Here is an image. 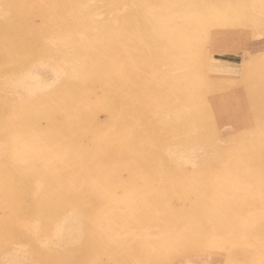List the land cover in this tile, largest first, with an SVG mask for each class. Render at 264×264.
Listing matches in <instances>:
<instances>
[{
  "label": "bare ground",
  "instance_id": "bare-ground-1",
  "mask_svg": "<svg viewBox=\"0 0 264 264\" xmlns=\"http://www.w3.org/2000/svg\"><path fill=\"white\" fill-rule=\"evenodd\" d=\"M112 1L117 3L114 0ZM139 1L145 6L151 20L148 22L146 16L142 14L145 16L143 17L146 20L144 21L147 22L146 24L152 28L151 40L144 43L143 39L140 38L141 36L138 37L131 33L133 30L130 31V26L124 25L125 22L122 25H117V21L110 20L98 23L100 34L97 36L96 45L89 57V72L76 75L71 82L63 81L59 83L55 91L46 96L47 101L55 111L54 120L50 125L52 128L43 132L47 135L45 140L47 146L51 148V164L47 166V169H49L47 178H49L48 183L50 184L48 194L52 197V215L49 219L44 218L36 223L22 225L24 229L31 230L30 235L28 234L29 238H25L26 243L28 241L30 244L23 246L27 245L23 243V238L16 237L14 234L16 232L10 230L11 224L6 219L1 218L3 214H0V264H30L28 249L34 252L35 256L37 255L39 264H83L80 260L82 261L84 257L79 258L78 252L82 253L85 243H87V246H91L84 236L85 233L90 231L85 232L86 225L88 224L87 227L93 226L90 223L92 215L90 217L84 210L91 207V197L95 192L94 187L109 179L114 185L115 192L119 193L115 203L126 211H124L125 213L114 212L110 221L104 223L101 220L96 221L102 223L100 225L101 230L111 228L116 237L119 234L124 237L122 238L121 245L123 248L121 250L119 249L121 246H119L118 238L115 241L114 238L108 240V242H112L109 245L113 244L112 251L108 253L109 258L112 256L111 259L116 260L119 255L118 264L122 260L121 254L124 255L126 264H181L184 255L191 257L185 264H212V253L228 252L224 250L228 240L230 241L228 250L239 245H247L251 250L241 251V258L230 260L228 261L229 264H264V243L262 238L259 237V233L264 228V218L257 216L258 213L256 218H254V213L252 219L250 214H246V216L242 214L239 217L232 213L230 215L228 210H237L238 208L230 207L232 201L217 197L214 200L216 204L213 205L218 204L216 210L220 209V212L214 210L219 214L217 213L212 217L213 212L209 211L210 208L203 209V206L197 205L202 201L193 202L190 200L191 202H185L181 196H174L176 202H172L169 199L172 196L168 195L169 191L176 194V187L187 184L186 182L189 181L192 175H197L202 170L209 174L215 172L216 176L217 173L229 176V173H232L233 170L231 168L232 164L228 165L230 164L228 161L230 158H235V156L239 158L240 162L248 156H251V159L255 158L260 163L259 170L264 171V114L261 106V99H264V82L262 92L260 91L261 95L258 96L256 93L259 94L260 92L254 91L253 88L248 90L252 96L251 108L256 126L249 131L245 130L239 133L233 141L228 138V141L233 142L229 148V153L225 137L222 138L224 143L221 140L218 125V120L222 119L223 95L219 99L214 98L215 95L213 97L209 95V98L207 96L208 91L205 88V86H208V70L219 60L212 56H201V60L207 69H204L201 64L198 67L195 81L199 82L198 85H171V87L166 88H159L157 85L158 61L161 57L160 47L162 46V40L157 30L162 31L164 29L169 32L170 19L180 16V14L183 15L181 12H184V9L189 6L185 4L178 5L177 1L174 0ZM260 2H262L263 9L254 16L258 21V25L264 28V0ZM6 3L8 19L5 22L0 20V82H11L13 74L22 70L25 64L28 63L29 59L27 58L30 57L29 44L39 32L48 10L55 5L56 0H6ZM231 5L233 4L231 3ZM113 6L111 5V8ZM202 8L205 9L206 7ZM217 12L219 11L217 10ZM230 14L232 17V12ZM108 15L110 16L111 13H108ZM117 16L114 18L117 19ZM125 16L127 15H124V18ZM222 17L224 16L222 15ZM109 19L111 18L109 17ZM220 22H224V20ZM193 25L196 26L197 24L194 23ZM142 26L146 25L143 24ZM80 28L81 24L79 23L76 25V29L79 30ZM244 32L246 33V31ZM253 32L255 34V31ZM248 38L244 39L247 40ZM259 61L261 62V60H258V63H260ZM102 83H104V86H102ZM203 83L204 86L202 87ZM258 83L256 84L258 85ZM97 85L101 86L100 93L95 96V100H92L89 94V96L86 95V92ZM149 93L156 98L158 96V100L153 99L155 104L158 101L164 103L166 99L185 101L184 103L190 108L191 114L195 113V118L191 116V120L176 128L166 124L165 128L170 132V135L163 133V121L157 120L152 109L139 100L141 95H149ZM190 98L194 99L196 106L191 103ZM208 98L212 101L211 107ZM58 115L62 116L57 118ZM101 115L106 119V124L102 123V120L100 121ZM195 119L200 124L205 122L203 126L206 128L198 134V139L211 144L215 149V157L203 165L194 164L188 155L184 154L183 156L163 140V136L164 138L168 136L170 138L174 132L189 131L190 124H196ZM103 146H106L107 149H103ZM242 167H244L242 164L236 166L233 172L241 171ZM261 173L264 174V172ZM123 174L126 175L125 181L121 178ZM1 179L2 176H0V211L13 214V211L19 210V207H15L19 204L14 205V203L22 202L23 199L15 198L10 192L11 188L4 185ZM218 186V193H223L222 184L220 183ZM196 191H192L194 196L198 193ZM261 194L263 196L260 198V202H263L262 206L264 207V192ZM166 195L170 197H165ZM247 195L249 194L247 193ZM103 196L99 194L97 198L100 208L107 206ZM25 197L23 196V198ZM29 197L30 200L31 196L29 195ZM244 197H246V194ZM187 198L191 197L187 196ZM22 203L24 204V201ZM186 204L191 206L190 209H187L189 211L187 213L183 212L184 206L181 207V205ZM202 204L205 203L202 202ZM23 207L25 208L26 205ZM29 209L31 208L29 207ZM200 212L203 213L201 219L198 217ZM239 218H245L244 223L241 225L237 223ZM182 219H187L191 223L190 225L194 223L195 227L183 226L181 224ZM236 225L240 227L244 225L243 232L252 238H235L237 237L234 228ZM89 228L92 230V227ZM115 229L118 231H115ZM8 231L12 233L9 234ZM258 234L259 238L257 237ZM14 243L21 244L9 247ZM91 243L93 244V242ZM97 243V249H102L105 245L104 236L98 238ZM94 244L96 245V243ZM30 245H33L32 249H30ZM6 249L8 250L7 254L5 253ZM164 250L167 254H163ZM44 254H50L52 258L46 262ZM85 257L87 256L85 255ZM32 258H34V255H32Z\"/></svg>",
  "mask_w": 264,
  "mask_h": 264
},
{
  "label": "rangeland",
  "instance_id": "rangeland-1",
  "mask_svg": "<svg viewBox=\"0 0 264 264\" xmlns=\"http://www.w3.org/2000/svg\"><path fill=\"white\" fill-rule=\"evenodd\" d=\"M94 1L92 0L91 3V0H56L55 5L48 10L46 17L39 28V32L29 44L28 51L30 53V57L27 58L29 59L28 63L25 64L22 70L17 71L13 74V79L10 80L11 82H0V176H2L1 181L4 185H8V188H11L10 192L15 196V198H22L24 201V204L22 203L23 201L14 203V205L19 204L15 206L16 208L19 207V210L17 209L13 211V214L4 211L3 213L2 211H0V214H3L1 218L6 219L11 224L10 230L12 232H16L14 233L16 237L23 238V243L27 244L23 246H28L30 244L28 241L26 243L25 238H29L28 234L30 235L31 230L24 229L22 225H24L25 223H36L44 218L49 219V217L52 215V197L48 194V186L50 184L48 183L49 178H47V172L49 170L47 169V166L51 164V148L47 146V141H45L47 139V135L43 132L52 128L50 125L52 120H54L55 111L47 101L46 96H48L51 92L53 93L58 87L59 83L63 81L71 82L74 79L73 77H75L76 75L83 73L86 74L89 72V57L93 48L96 45L97 36L100 34L97 26L98 23L110 20L114 22L117 21V25H122L123 22H125L124 25L130 26V31L133 30L131 33L137 35L138 37L141 36L140 38L141 40L143 39L142 41L144 43L151 40L152 28L149 27L150 25L146 24L147 22H145L146 20L144 17L146 16L148 22H150L151 20L149 19L147 10L142 2H140L139 0H114L117 3H113L112 0ZM174 1H177L176 3L178 5L185 4L189 7H186L184 9V12H181L183 15L185 13L184 16L180 14V16L170 19V22L168 24L169 32L165 31L164 29L162 31L157 30V33L159 34L160 39L162 40V46L160 47L161 57H159L158 61L157 74V85L159 88H166L168 86L171 87V85H198L199 82H195L197 79L198 67L201 64L204 69H207L206 65H204L203 61L201 60V56L214 57L217 54H223V52L221 51H225L223 50L225 45H228L229 47H236L240 46V44L242 43H247V41H250L254 45L264 40V28L258 25V21L255 19L254 16L263 9L262 2H260L261 0ZM231 3L233 5H231ZM111 5L114 6L111 8ZM216 6L220 8H217ZM202 7L206 8L204 9ZM95 9H97L98 11ZM216 9L219 12H217ZM215 12L217 13L215 14ZM231 12L232 17L230 14ZM108 13H111V15L109 16ZM187 13H189L190 15L188 16ZM142 14H144L145 16ZM203 14L204 16H202ZM209 14L211 19L214 18L212 19L213 21L210 19ZM116 15H118L117 19L114 18ZM124 15L127 16H125L124 18ZM222 15L224 17H222ZM215 16H217V18H215ZM220 16L221 18H219ZM109 17L111 19H109ZM178 18L182 19L179 20ZM7 19L8 7L6 0H0V20L5 22ZM175 19L178 21H173ZM222 19L224 20V22H220L223 21ZM36 23L38 24V22ZM79 23L81 24V28L78 30L76 29V25ZM194 23L197 25L194 26ZM143 24H145L147 27L142 26ZM244 31H246V33ZM253 31H255L256 35L253 34ZM246 37L249 38L246 40L244 39ZM251 38L252 40H250ZM262 53V56H264V51ZM247 56L248 59L251 58L252 60V56L249 57V54ZM262 56L259 60H261L263 64L261 67L259 66V69L257 67V70L260 71L259 74L250 79H247L245 75L246 83L243 85H245L244 88L246 90H251V88H253L254 91H258L261 88L262 91V84L264 82V71H261L264 70V57ZM251 64L252 63L249 62L247 64V67L249 68ZM248 68L244 66L243 71H245V74L249 71H251L250 73L255 71L252 70L254 68H250L249 70H247ZM224 71L225 63L219 61L215 63L211 69L208 70V86H205L208 91L207 96L211 95L213 97L215 95L216 97L214 96V98L219 99L223 95V91L226 87L230 88L234 86L233 84H231V82L226 83L223 82L222 79L214 77V75H222L219 73H223ZM256 83H258V85ZM226 84L227 86H225ZM102 86H104V83H102ZM203 86L204 83L202 84V87ZM100 87V85L93 86L94 89L91 88L90 90H88L86 92V95H90V98L92 100H95V96H98V94L100 93ZM209 98L208 101L211 107L212 101ZM153 99L158 100V96L156 98L151 93H149V95L143 94L139 98L141 102L145 103L147 107L152 109L153 115L157 120L163 121V133H168V135H170V132L167 131V128H165L167 126L166 124H169L170 127L176 128L183 126L186 121L191 120V116L195 118V113H193V115L191 114L192 112L190 108L186 103H184L185 101L183 100L177 99L175 101H171L166 99L164 100V103L158 101L157 104H155L153 102ZM190 101L191 103L195 102L194 99L191 98ZM194 105L196 106V103H194ZM61 116L62 115H58L57 118H60ZM100 121L106 124V119L103 115H101ZM195 122L196 124H190L191 128L189 129V131H184L181 133L174 132L172 136H170V138L169 136L166 138H164L163 136V140L167 142V144L174 147L178 153L182 154L183 156L184 154L186 156L188 155L191 158V161L194 162V164L203 165L205 163H208L215 157V149L211 144L200 141L198 139V134L206 130L205 126H203L205 125V122L200 124L197 123L196 119ZM219 131L221 133V140L223 141V132L221 130ZM236 137H238V134L233 137V139H229L233 141ZM232 141H228V143L226 144L228 150L233 144ZM103 149L106 150L107 147L103 146ZM238 159L239 158H237V156H235V158H230V160L228 161V163L230 164L228 165L232 164L231 168L234 171L236 166L242 164L244 167H242L241 171H231L232 173H229V176H224V174L217 173L216 176L215 172L209 174L207 172H203L204 170H202L197 175H192L193 177L191 176L189 178V181L186 182L187 184H183L181 187H176V194H174L175 192L170 193L169 191L168 195L172 196L169 199H171L172 202H176V198L173 197L181 196L182 199L185 200V202L202 201L205 204L201 205V202L197 205L203 206V209H206L207 207L210 208L209 211L211 210V212H213V217L215 216V214H219L220 212V209L216 210V206H218V204L216 206L213 205L216 204L214 200H216L217 197H222L230 202L232 201V203L229 202L231 208H238L237 210L232 209L233 211L228 210V214L232 213L237 215V217L242 214H245V216L246 214H250V218L252 219L254 215V218H256V215L258 213L257 216H262V218H264V207L262 206L263 202H260V198L263 196L261 193L264 192V174H262L261 172L264 171H262V169L259 170V161H257L255 158V160L253 158L251 159V156L245 157L242 162H240ZM3 178L5 179L3 180ZM121 178L125 181L126 175L123 174ZM106 181H103V183L94 187L95 195L93 194V196L91 197L92 203L90 205L91 207H93H90L93 211L90 208H85L87 211L84 210L87 215H90V217L92 215L90 223L93 226H89L92 227L91 230V228L87 227L88 224L86 225L85 232H87V230H90L91 232H87L88 235L87 233H85L84 236L86 240L88 239V244H90L91 246H87V243H85L84 248L86 249V252L84 248L82 253L78 252L79 258L84 257V260H80V262H82L83 264L119 263V255L116 260H112V256L111 258H109L108 253L112 251L113 244L109 245L112 242H108V240L109 238H114L115 241L116 238H118L119 246H121L119 249L121 250L123 248L121 245L122 238L124 237L120 236V234L116 237L114 235V231H112L111 228H108V230L110 229V231H108L107 229L101 230L100 225L104 222L110 221L113 218L114 212L125 213L124 211L126 210L120 207L119 204L115 203L118 197L117 195H119V193L115 192V189L113 188L114 185L111 183L110 179ZM104 183L109 184L105 185ZM220 183L222 184L221 188L223 189V193L221 194L218 193L219 190H217V188L219 187L218 185H220ZM180 188H182L183 190L181 191ZM15 190H17L18 192ZM189 190H192L194 192L197 190L198 193L196 191L197 195L194 196V192H190ZM185 191L186 193H184ZM27 193L31 196L30 200V197ZM115 193L116 195H114ZM200 193L201 195H199ZM247 193L249 195H247ZM99 194L104 195L103 199L107 202V206H105L106 208H100V206L98 205L99 201L97 200V198ZM186 194L191 198H187ZM245 194L246 197H244ZM22 195L26 197L23 198ZM168 195H166L165 197H170ZM247 198H251L249 199L250 201ZM22 205H26V207L24 208ZM182 206H184L183 212H189L187 209H190V205L188 206V204H186L181 205V207ZM29 207L31 209H29ZM214 210L219 212L216 213V211L214 212ZM98 211L101 213H99ZM93 214L96 215L94 216ZM202 214L203 213L200 212L198 213L199 216H197L201 219ZM96 220H101L102 223H98V221ZM244 220L245 218H239L240 222L238 221L237 223L241 225L244 223ZM181 224L183 226L188 225L192 228L195 227L194 223L190 225L191 223L188 222L187 219H182ZM95 225L98 226L96 227ZM241 227L243 228L242 230ZM241 227L237 225L234 226L235 231L238 233H236L237 237L235 238H252L248 237L249 235L243 232L245 226L243 225ZM97 230L99 234H97ZM11 231H8V233H12ZM102 231L104 232L102 233ZM115 231L118 230L115 229ZM123 233L125 232L123 231ZM242 233L244 234L241 235ZM259 234L257 235V237L259 236L260 238H262L264 243V228ZM103 236L105 245L102 249L100 248V250H98V238H103ZM92 239L93 241H91ZM91 242H93V244ZM94 243H96V245ZM17 244H11L9 247H13V245ZM30 246V249H32L33 245ZM229 247L230 241L228 240L224 246V250L228 252L219 253L220 255L212 253V264H229L228 261L241 258V251H251L250 247H248L247 245H239L238 247H234L233 249L228 250ZM107 248L108 250H106ZM7 251L8 250L6 249V254ZM28 251L30 255V264H39V258L37 257V255L35 256L34 252L30 251L29 249ZM163 254H167L166 250L163 251ZM32 255H34V258L36 259L32 258ZM85 255L89 257L87 258L85 257ZM96 255L98 256L96 257ZM44 256L46 262L52 258L50 254H44ZM123 256L124 255L121 254L122 260H120V264H126V261H124ZM228 257L230 258L227 259ZM190 259L191 257H189L188 255H184L181 264H185V262Z\"/></svg>",
  "mask_w": 264,
  "mask_h": 264
},
{
  "label": "crops",
  "instance_id": "crops-1",
  "mask_svg": "<svg viewBox=\"0 0 264 264\" xmlns=\"http://www.w3.org/2000/svg\"><path fill=\"white\" fill-rule=\"evenodd\" d=\"M223 50H225L221 51L223 54H217L214 57L220 62L225 63V71L223 73H219L222 75H214V77L222 79L223 82L226 83L231 82V84L234 85L230 88L226 87L223 91L222 119L218 120L219 128L223 132L225 143L227 144L229 140L228 138L233 139V137H235L237 134L244 132L245 130L249 131L256 126V120L251 108L252 96L249 94L248 90L244 88L245 85L243 84L246 83V78L250 79L254 76H257L260 72L257 70V67H261L262 65L261 62L258 63V60L263 55L262 52L264 51V40L254 45L250 41L245 44L242 43L240 46L236 47H229L228 45H225ZM247 53H249V56L253 57L252 60L247 58ZM242 62H244L243 66L246 68L247 64L252 62L248 70L253 67L254 69L252 70L256 69V71L252 73L249 71L245 74V71L242 69ZM225 86H227V84ZM258 91L260 92L261 88ZM261 92L259 94L257 92L256 94L259 96L262 94ZM261 100L262 112L264 114V99Z\"/></svg>",
  "mask_w": 264,
  "mask_h": 264
}]
</instances>
